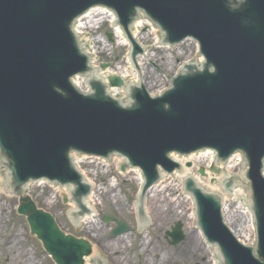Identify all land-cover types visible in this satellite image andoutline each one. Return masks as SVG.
I'll return each instance as SVG.
<instances>
[{"label": "water", "instance_id": "obj_1", "mask_svg": "<svg viewBox=\"0 0 264 264\" xmlns=\"http://www.w3.org/2000/svg\"><path fill=\"white\" fill-rule=\"evenodd\" d=\"M96 5L115 12V23L121 25L131 43L134 65L143 48L133 41L128 27L139 11L164 32L162 43L174 45L186 37L196 40L203 63H184L170 80L183 62L199 58L195 42L158 47V30L137 21L132 35L146 47L137 69L129 61L122 31L116 28L115 33L107 23L103 25L100 19L105 12L94 9L82 20L96 18V27L92 26L95 31L89 33L97 41L94 46L89 42L94 73L103 78L118 74L126 83L137 81L139 74L143 82L129 85L127 104L120 103L127 101V85L122 86L118 76L108 77V82L122 86L110 88L120 100L111 97L106 83L94 75L86 81L90 92L81 93L71 78L88 74L93 68L88 64L90 57L80 48L73 21ZM98 63L102 69L109 66L104 63L110 66L103 71ZM81 76L74 77L73 82L84 89ZM165 88L160 95L149 93ZM206 148L215 151L219 163L226 162L234 152L242 154L238 172L239 155L218 167H226L227 177L222 180L225 189L240 185L245 190L240 201L253 214L255 243L243 245L226 228L221 199L223 205L226 200L216 195L221 192L208 190L197 177L187 175L184 185L194 198L196 224L212 245L211 251L218 248L214 256L218 264H264V0H0V176L6 174L2 170L5 168L3 185L7 178L11 192L19 194L27 183L39 179L70 184L71 201L77 210L69 213L76 221L84 213H91L84 203L91 185L73 165L70 153L102 159L117 154L129 167L139 168L144 177L136 205L138 221L142 222L139 232L143 234L154 224L146 205L148 217L145 215L143 199L147 188L159 180L160 169L171 173L181 166L177 172L181 177L188 168H194L193 161L181 164L173 158L179 166L168 155H188ZM201 153L210 152L194 155ZM116 160L114 157L106 163L109 166ZM125 167L123 164L121 170ZM212 169L219 172V168ZM234 171L236 174H229ZM203 172L200 168L199 173ZM165 180L163 174L159 183ZM224 188L225 194L235 196L236 189L228 193ZM31 189L32 184L27 186V194ZM31 199L20 198L18 213L27 217L32 237L42 242L56 264H83L85 255L84 259L93 256L94 248L91 252L85 238L63 233L54 215L37 209ZM73 203L66 205L74 207ZM91 208L93 215L97 214ZM89 217L92 215L72 222L82 229ZM115 222L113 235L128 232L124 221ZM181 226L177 222L167 232L170 244L184 239ZM95 260L91 263L109 264L103 254Z\"/></svg>", "mask_w": 264, "mask_h": 264}, {"label": "rangeland", "instance_id": "obj_2", "mask_svg": "<svg viewBox=\"0 0 264 264\" xmlns=\"http://www.w3.org/2000/svg\"><path fill=\"white\" fill-rule=\"evenodd\" d=\"M191 155L193 156L194 154ZM189 161L191 162L192 160L189 159ZM122 162L123 160L119 159L118 163L115 162L108 166L106 161L85 159L80 163V169L84 172L85 177L96 187L94 201H90L91 207H94V210L97 211L93 219V222H95L94 227L85 229V225H83L81 229L80 226L73 224L71 217L67 213L70 210L73 211L72 209H75V207L72 204L66 205L62 201L63 195L68 196L66 188L59 189L56 187L53 189L41 183L32 184L31 192L27 195L33 197L39 209L47 210V212L54 215L56 223L60 224L63 233L71 234L78 238H85L93 248H96L98 253L93 260L97 258L98 254H103L109 260V264H142L140 252L143 243L146 241L147 243L144 244L153 246V242L150 240L157 238L162 246L149 255L151 258L150 264H215L212 259V252L214 253L218 248H213V251H211L200 234L199 236L202 240H199L196 236L195 219H190L191 211L188 199L185 198L183 189L174 185L178 184V176L165 173L166 180L161 185V187L165 186V188L158 189L162 190L159 191V197L165 196L167 199L174 201L173 211L158 218L159 212H157V209L146 202L147 213H149L154 224L152 229L140 234V223L137 221L134 206L140 187L137 185L134 172L129 171L126 174L120 172ZM192 166H194L190 171L192 175L197 177L208 190L213 189L212 187L214 186L211 187L213 180H210V178L214 177L217 179L220 176L212 175L210 172V176L200 177L197 169L205 167V164L199 163V165L193 164ZM220 167L221 171H223L221 172L223 173L222 176L227 177L226 167ZM0 177L2 178L0 183L3 187L5 174ZM106 188H110L111 195L118 196L116 201H113L111 197L108 202L101 200L99 197L102 194L101 191ZM225 203L228 205L229 212L233 214V218L229 215L231 222L233 221V227H242L244 216L234 206L236 201L230 198L226 199ZM17 204L16 198L12 199L5 192H0V264H16L18 260L24 264H54L53 259L46 253L41 241L37 237H32L26 218L17 214ZM235 213L237 216H235ZM105 215L113 219H120L128 226L129 231L123 233V242L120 238L118 239L120 235H112V230L116 227V223L114 220L105 222L103 220ZM176 222L181 223V230L185 238L177 245H171L166 232L170 231ZM96 229H99L98 232ZM238 238L244 242L242 240L243 237L238 236ZM15 239L19 240L18 244L14 243ZM253 240L254 232L252 237L249 236V242L246 241L244 243L253 244L251 243ZM111 247L121 249L120 258L123 259L120 263L116 262L117 253L111 252Z\"/></svg>", "mask_w": 264, "mask_h": 264}, {"label": "bare ground", "instance_id": "obj_3", "mask_svg": "<svg viewBox=\"0 0 264 264\" xmlns=\"http://www.w3.org/2000/svg\"><path fill=\"white\" fill-rule=\"evenodd\" d=\"M199 155L198 156L193 155V156L190 157V159L193 161L194 165H196V164L199 165V163H204L205 164V167H202L204 172L200 176L208 177L210 172L212 173V175H215V174L218 175L217 172H215L213 169H210V166H216V163L214 162V159H213L212 155L210 153L209 154L208 153H201ZM173 158L174 159L178 158V160H179V162L181 164H188L190 162L186 158L181 159V157H178V156H175V155H173ZM118 160L119 159L116 160V163H118ZM215 168H217V167H215ZM218 168L220 169V172H223V171H221V167H218ZM191 170H192V168H188L186 173L183 176L178 177V179H177V183L178 184H174V185H176L180 189H182L181 188L182 187L181 183H183V180L187 177V175L188 176L192 175V173L190 172ZM128 172L129 171H126L123 174H126ZM132 172H134L137 185H138V187H140V185L142 183V180H143L142 179L143 177H142L140 171L136 169V171H132ZM174 174H175L174 176H179L177 172H175ZM222 174L223 173H221L220 177L217 178V179L213 177V183H211L212 184L211 187L214 186L215 188L212 187L213 189H211V190H218L219 192H221V194H222V196H223V198L225 200L226 199L228 200V199L232 198V199H234L236 201V204L234 206L236 207V209L239 210V213L244 216L243 217L244 220H243V223H242V227H240V228H237L236 226L233 227V225H232L233 221L231 222V220L229 218V215H231L232 218H233V214H232V212H229L228 205L225 204V206H223L224 208H223L222 212L226 215V222H227L228 225H230L233 228V231L237 230L238 236H241V237L244 236L243 238H245L246 240L249 241V239L246 238V237H249L248 234L252 233V231H253L252 230L253 216H252L251 211L247 210L246 207H244L243 204L240 201L241 194H243V192L245 190L244 189L239 190L238 188H236L234 197H232L231 194H225L224 191L222 190L221 183L218 182L220 180V178L223 177ZM193 177H195V176H193ZM1 180H2V178L0 177V181ZM162 184L163 183H158L157 186H155L153 188H150V190H149L150 194H149L148 199H147V204L150 203V206L153 207V208H156L157 212H159L158 218H160L161 215H164L166 213L172 212L173 211L172 208H174V205H173L174 201L172 199H167V197H165V196L159 197L160 196V192L159 191H162V190H158V189L159 188H161V189L165 188V186L161 187ZM3 191H4V189L2 187V184L0 183V192H3ZM95 193H96V188H95V191L93 192V196L91 197L90 201H94ZM101 193L102 194H100V196L99 195L98 196L101 198V200H104V202L105 201L108 202L110 200V197L112 198L113 201H116L118 199V196L111 195L110 188L103 189L101 191ZM156 196H157V198L158 197L159 198L158 199L155 198ZM185 196H186L185 198L188 199V204L190 206V211H191L190 219L193 220L192 218H194V208H193L194 207V203H193V200H192L191 196H189L187 194H185ZM148 209H149V207H148ZM235 216H237L236 213H235ZM94 217H95V215L94 216L92 215V217H89L87 219V221L84 224L85 225V229L87 227L90 228V227H94L95 226V222H93ZM98 230L99 229H96L97 232H98ZM196 236L199 238V240H202L200 238V236H199L198 231H196ZM119 238L123 242L124 234L118 236V239ZM120 240H118V241H120ZM150 241L153 242V246H150V244H144V243H147V242L146 241L144 242V239H143L144 243H143V245L141 247V252H140L141 253V257H140L141 260L140 261L142 262V264H150V259L151 258L149 257V255L152 254L157 248H160L162 246V244L160 243V241L157 238L152 239ZM15 242L18 244L19 240L15 239L14 243ZM207 246L209 247V245H207ZM111 248H112V249H110L111 252L117 253V256L115 257L116 262L120 263L121 260L123 259V258H120V255L122 253V251H120L121 249L117 248V247H111ZM97 253H98V250L96 248H94L93 256L86 257L84 259L85 264H92L91 262H92L93 258L97 255ZM212 256H213V259H215L214 258L215 254L213 252H212ZM16 264H24V263H22V262L20 263V261L18 260L16 262Z\"/></svg>", "mask_w": 264, "mask_h": 264}]
</instances>
